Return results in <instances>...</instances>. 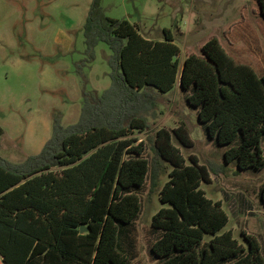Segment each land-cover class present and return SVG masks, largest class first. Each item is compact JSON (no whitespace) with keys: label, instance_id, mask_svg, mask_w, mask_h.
I'll list each match as a JSON object with an SVG mask.
<instances>
[{"label":"trees","instance_id":"1","mask_svg":"<svg viewBox=\"0 0 264 264\" xmlns=\"http://www.w3.org/2000/svg\"><path fill=\"white\" fill-rule=\"evenodd\" d=\"M256 4L264 19V0ZM82 33L86 63L98 44L108 47L110 85L100 95L84 94L75 123L55 120L37 155L19 163L0 157V264H132L120 236L132 241L125 229L140 211L137 191L147 179L156 186L162 161L171 170L159 192L167 206L151 221L160 232L150 246L158 264H264L255 237L242 231L243 245L221 232L228 217L200 188L211 183L208 168L195 156L187 165L172 143L192 147L183 124L155 133L149 159L133 137L148 128L156 95L178 82L190 90L186 102L223 148L225 164L263 169L264 70L235 61L216 37L180 65L169 30L162 40L145 37L138 25L107 17L100 0H93ZM260 200L264 205V183Z\"/></svg>","mask_w":264,"mask_h":264},{"label":"rangeland","instance_id":"2","mask_svg":"<svg viewBox=\"0 0 264 264\" xmlns=\"http://www.w3.org/2000/svg\"><path fill=\"white\" fill-rule=\"evenodd\" d=\"M93 0H0V157L14 163L37 155L51 135L55 120L63 126L75 123L85 93L101 94L110 85L108 47L100 43L94 59L85 62L82 27ZM104 14L125 19L153 40L170 31L179 48V64L216 37L237 62L264 70V19L256 0H100ZM226 32V35H225ZM69 44V45H68ZM68 45V46H67ZM66 47V49H65ZM178 82L168 93L156 95L147 110L148 128L133 137L153 156L152 144L159 129L171 132L180 125L188 131L191 148L172 138L186 164L195 156L210 173L211 183H201L206 198L220 202L228 217L221 232L230 231L244 245L241 232L255 237L264 259V205L260 188L264 168L239 171L236 162L225 164L223 148L214 144L190 107ZM262 156L264 158V145ZM157 184L147 179L137 191L140 211L120 236L121 249L132 264H158L150 251L160 232L151 227L152 217L167 205L159 192L171 166L162 161ZM208 237H205V241Z\"/></svg>","mask_w":264,"mask_h":264},{"label":"water","instance_id":"3","mask_svg":"<svg viewBox=\"0 0 264 264\" xmlns=\"http://www.w3.org/2000/svg\"><path fill=\"white\" fill-rule=\"evenodd\" d=\"M80 233L82 234L84 232V228L83 227H80Z\"/></svg>","mask_w":264,"mask_h":264},{"label":"crops","instance_id":"4","mask_svg":"<svg viewBox=\"0 0 264 264\" xmlns=\"http://www.w3.org/2000/svg\"><path fill=\"white\" fill-rule=\"evenodd\" d=\"M145 37H148V38H150V34H148V35H145ZM150 39H151V38H150ZM68 45H69V44H68ZM68 45H67V46H68ZM65 49H66V47H65Z\"/></svg>","mask_w":264,"mask_h":264}]
</instances>
